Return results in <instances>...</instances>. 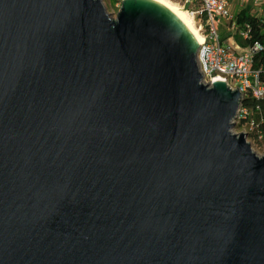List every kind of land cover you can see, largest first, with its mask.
Returning a JSON list of instances; mask_svg holds the SVG:
<instances>
[{
	"label": "water",
	"instance_id": "obj_1",
	"mask_svg": "<svg viewBox=\"0 0 264 264\" xmlns=\"http://www.w3.org/2000/svg\"><path fill=\"white\" fill-rule=\"evenodd\" d=\"M168 9L0 0V264H264V155Z\"/></svg>",
	"mask_w": 264,
	"mask_h": 264
},
{
	"label": "built area",
	"instance_id": "obj_2",
	"mask_svg": "<svg viewBox=\"0 0 264 264\" xmlns=\"http://www.w3.org/2000/svg\"><path fill=\"white\" fill-rule=\"evenodd\" d=\"M113 1L119 11L122 0ZM178 5L193 19L202 36L196 50L201 83L210 86L214 79L225 80L229 89L240 93L242 101L245 98L263 100L264 65L255 68L254 58L264 54V0H179ZM234 10L247 11L252 23L237 25ZM256 29L261 36L259 39L253 38ZM236 38L249 44L242 47L236 43ZM235 43V48L244 51L236 53ZM247 116L248 110L241 102L233 123L240 124ZM249 126L251 129L252 125Z\"/></svg>",
	"mask_w": 264,
	"mask_h": 264
},
{
	"label": "trees",
	"instance_id": "obj_3",
	"mask_svg": "<svg viewBox=\"0 0 264 264\" xmlns=\"http://www.w3.org/2000/svg\"><path fill=\"white\" fill-rule=\"evenodd\" d=\"M235 22L237 25H241L244 22L252 23V19L247 15V11L242 10L236 14ZM253 38H261L257 29L253 31ZM236 41L242 47H245L247 44H249L248 41L242 42L238 38H236ZM254 60L255 68L259 67L260 65H264V54L256 56ZM242 107L248 110V116L242 119L240 124L252 125L249 136L255 144H259L264 147V99L256 100L253 98H245L242 101Z\"/></svg>",
	"mask_w": 264,
	"mask_h": 264
},
{
	"label": "rangeland",
	"instance_id": "obj_4",
	"mask_svg": "<svg viewBox=\"0 0 264 264\" xmlns=\"http://www.w3.org/2000/svg\"><path fill=\"white\" fill-rule=\"evenodd\" d=\"M100 2L102 6L104 7L105 12L109 15L110 19L115 20L117 13H118V9L115 8L114 1L113 0H100ZM173 3L179 4V0H176ZM234 11L235 13H237V10H234ZM236 43L238 42L236 41ZM236 43L233 46L235 52L236 53L243 52L244 51L243 48H239V49L235 48ZM231 132L235 135L240 134V133L246 134V142L250 145L252 152L258 157H261L262 155H264V147L259 144H255L254 141L249 136L250 126L248 124L241 125L239 123H234V127L231 129Z\"/></svg>",
	"mask_w": 264,
	"mask_h": 264
},
{
	"label": "bare ground",
	"instance_id": "obj_5",
	"mask_svg": "<svg viewBox=\"0 0 264 264\" xmlns=\"http://www.w3.org/2000/svg\"><path fill=\"white\" fill-rule=\"evenodd\" d=\"M155 1L166 9H168L174 16H176L182 24L189 30L195 41L198 45L202 42V36L198 32L196 26L194 25L193 19L186 13V11L182 10L178 4L173 3L169 0H152ZM197 48V47H196Z\"/></svg>",
	"mask_w": 264,
	"mask_h": 264
}]
</instances>
